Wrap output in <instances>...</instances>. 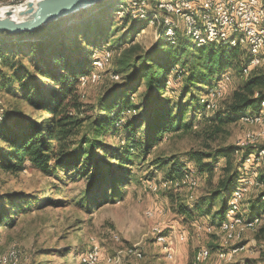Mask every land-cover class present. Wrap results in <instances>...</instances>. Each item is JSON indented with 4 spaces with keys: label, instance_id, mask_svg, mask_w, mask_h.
Instances as JSON below:
<instances>
[{
    "label": "trees",
    "instance_id": "trees-1",
    "mask_svg": "<svg viewBox=\"0 0 264 264\" xmlns=\"http://www.w3.org/2000/svg\"><path fill=\"white\" fill-rule=\"evenodd\" d=\"M124 1L99 3L96 5L99 7L96 15L106 17L110 10L124 11L123 6L130 5L129 1ZM149 1L158 4V0ZM136 9L137 13L131 7L128 8L123 16L125 23L132 20L127 31L130 36L140 32L148 23L141 16L140 8L137 6ZM160 11L162 15L164 11ZM148 12L151 15L158 10L148 9ZM96 15L91 14L83 21L70 24L64 22V18L34 32L13 35L0 33V90L3 88L7 94L20 98L28 107L40 112L37 117H33L21 109L9 111L5 104H0V171L17 172L30 163L44 175L55 177L62 185L70 181H83L85 186L74 204L85 213H90L101 202L115 201L125 195L126 185L132 179L131 156L137 148L141 155H151L164 137L176 132L184 135L204 131L209 140L222 132L225 126L236 123L249 109L255 113L261 112L264 102V70L255 67L239 81L228 97L212 105V98L217 96L212 97L213 86L233 66L234 61L240 65L238 75H242L249 56L240 64L239 57H236L237 47L217 44L197 46L184 37L177 43H170L162 34L150 50L137 53L136 45L126 49L121 59L123 80L114 86L107 101L98 104V114L94 119L85 117L89 105L82 102L84 95L80 92V78L90 75L93 51L101 48L94 42L95 39L112 29L105 26L97 29L92 36L88 33L82 35L86 43L83 49L72 48L70 44L76 41L74 34L98 26L96 22L100 23L101 18L97 20ZM74 17L72 15L67 18ZM160 25L164 27L163 21ZM192 45L196 46L200 61L197 59L190 65ZM16 46H19L17 50ZM106 48L109 49L108 46ZM4 66H8L7 71L3 69ZM176 66L182 67L180 72L174 71ZM185 66H189L187 71ZM169 78L175 82L181 80L177 98L166 94L167 91L178 92L168 87ZM140 82L143 83L144 93H140L139 102L133 104L128 94L135 93ZM138 109L141 113H138ZM210 110L212 114L194 127L199 114ZM110 133H117L121 138L119 147L102 138ZM249 145L228 144L214 150L188 152L190 160L195 162L193 166L198 177L206 174L208 180L211 179L216 163L220 159L226 160L223 170L227 176L219 180L220 188L208 202L197 203L200 212L209 213L215 196L225 192L228 199L215 214V217L218 215L220 218L219 221L224 219L236 184L245 174L252 175L255 171L245 169L246 162L251 154L264 148V145ZM108 153H111L114 162L106 156ZM237 153L241 154V161L232 170V158L235 159ZM154 154V166H169V175L164 178L177 177L184 168L189 167L175 154ZM242 160H245L244 170L240 171ZM260 167L259 172L256 171L259 181L257 187L264 185V166ZM172 190L168 189V193L174 199ZM40 200L36 195L23 191L0 193V224L12 225L16 216L31 209ZM45 202V206H58L64 199L48 198ZM205 204L207 207H204ZM249 204L251 214H246L248 217L264 214V190ZM179 211L190 216L196 214L194 209H188L183 204L179 205ZM263 224L257 239L264 238ZM60 251L66 253V256L70 253L68 248ZM84 251L77 253L81 255Z\"/></svg>",
    "mask_w": 264,
    "mask_h": 264
},
{
    "label": "rangeland",
    "instance_id": "rangeland-1",
    "mask_svg": "<svg viewBox=\"0 0 264 264\" xmlns=\"http://www.w3.org/2000/svg\"><path fill=\"white\" fill-rule=\"evenodd\" d=\"M22 1L24 0H1V3L2 6H8ZM127 1H129L130 5L123 6L124 11L116 12L115 10H110L107 12L106 17H101L99 14L96 15L99 7L95 5L74 14L75 17L73 19L65 18L64 22L67 24L83 21L91 14L96 15L95 18L97 20L101 18L100 23L99 21L96 22L98 26L94 25L90 31L85 28L83 33L74 34L76 41L71 43L70 47L75 49H83L85 47L86 43L83 41L84 36L82 35H87L88 33L92 36L97 32V29L105 26L112 29L111 32L100 35L94 41L98 47L108 46L110 49L105 51L108 49L105 47L104 49L97 48L93 51L92 69L95 67L94 69L97 70L98 76L96 80L90 79L84 85H80V92L84 95L82 102L89 105L85 116L87 118L91 117L94 119L96 117L98 104L104 100L107 101L113 92L114 86L123 80L124 74L121 68V59L126 49L131 45H136L137 53L150 50L163 34V27L160 24L152 23L157 19L156 17L160 20L161 8L159 5L145 0L142 1V5H144L143 9H147V12H143V9L138 10L140 13H145L141 16L147 19L148 23L140 32L134 33V36L128 35L127 31L132 20L125 23L123 16L130 7L136 12L137 5L131 0H125L124 2ZM148 9H157L158 12L153 13L157 14V16L150 15ZM174 20L178 35L175 40L176 43L183 37L190 40V37L184 35L185 25L181 17L174 15ZM165 37L171 38L170 36ZM173 40L172 38L170 43ZM166 41L169 42L168 40ZM190 41L195 43L192 40ZM208 44L206 45L211 46ZM212 44L234 47L229 43L227 45L222 42H214ZM18 48L19 46L15 47L16 50ZM192 50L193 54L189 58L190 65L197 59L200 61L197 56L198 50L196 46L192 45ZM108 55L110 58L108 62L103 64L104 66L95 65L94 61H102ZM247 56H249L248 50L239 47L236 57H239L240 64L241 61L242 64L245 62ZM239 67L240 65L234 61L233 66L226 70L220 81L213 86L212 90L215 91V95H212V97L217 96L212 98V101L210 100L212 105H216L221 98L228 97L234 88L237 87L239 81L250 73L244 71L242 75H238L237 69ZM257 67L264 70V60L262 65ZM188 68L189 66H185L186 71ZM3 69L7 71L8 66H4ZM181 69V66H176L174 71L178 70L180 72ZM169 80L167 82L168 87L170 86L178 90V92L167 91L166 94L177 98L181 87V82L179 81L181 80L176 81L177 83L172 78H169ZM139 84L135 93L128 94L133 104L138 103L141 96L140 93H144L143 83L140 82ZM208 99H211V97ZM186 100H188L187 97ZM0 104H5L9 111L21 109L25 114L33 117H37L40 113L28 107L20 98L7 94L3 88L0 90ZM263 107L262 104V110L260 111L264 118ZM138 113H141L139 109ZM245 113L257 114L251 109ZM211 114V110L206 111L204 114H199L194 127H196V124L204 122V118H208ZM119 123L120 121L117 125ZM177 133L179 132L170 133L164 137L158 147L154 148V152L151 155H141V151L137 148L131 156L132 179L126 185L125 195L115 201L101 202L90 213H85L74 204L85 186L83 181H70L62 185L55 177L44 175L30 163H27L17 172L0 171V193L23 191L36 195L41 199L31 209L16 216L12 225L7 223L0 224V260L5 255L8 256L11 252H14L15 257L13 256L5 264H80L81 255L77 252L87 250L93 245H98L102 253L100 264H123L125 248L135 245L142 250L143 256L141 258L128 257L130 264H191L196 258L197 252L203 248L212 250H210V257L201 264L204 262V264H227L232 262H238V264L246 262L249 264H264V238L259 237L261 239H257L261 235L260 228L263 223L260 225L261 227L258 226L255 229L239 226V231H241L240 238L230 242L229 246H222L226 239V233L218 228L220 218L218 215L215 217V214L219 212L224 201L228 199L227 193L222 192L219 196H215L209 213H202L197 208V203L210 200L213 193L220 188L219 180L227 176L223 170L226 166L225 159H220L216 163L210 180H208L206 174L201 175L200 178L198 177V185L193 189L187 186L184 189L172 186L171 188L154 191L151 188L152 182H158L169 175V166L159 168L153 165L154 153L162 156L175 154L190 168H194L195 162L190 160L188 156L190 150H214L221 145H241L243 142L250 143V145H264L263 124L243 122L240 118L236 123L225 126L222 132L220 131L209 140H207L208 138H206L204 131H201V133H185L184 135ZM102 138L115 147H119L121 138L117 133L103 135ZM260 150H264V148L255 152ZM106 156L110 157L111 162H114L111 153ZM254 156L255 154H251L250 161L246 162L245 165L248 170L255 169L253 175H256V171L259 172L261 167L255 164ZM263 160L264 158L259 162ZM239 161H241V154L237 153L235 159L232 158V170L237 168V162ZM244 162L245 160H242L241 168L239 167L240 171L241 169L244 170ZM239 186L240 182L236 184V187ZM168 189H173L174 199L169 197ZM263 190L264 185H261L253 187L247 192L245 204L242 207L244 214L248 216L251 214L249 202ZM48 198L64 199V202L58 206H45V199ZM180 204L185 205L188 209H194L196 214L190 216L189 214L180 213ZM204 207H207V204ZM148 210L153 211L154 215L148 216L146 214ZM156 223H161L162 228H156ZM159 233L168 234L170 241H173V244H168L171 256L168 255L166 249L168 246L155 240ZM181 234L185 235L184 239H180ZM115 235L119 236L118 241L113 238ZM237 244L244 245L243 249L235 252L231 258H220L216 254L220 248L232 249ZM64 248L69 249L70 253L68 256L60 251ZM108 257H115V260L110 263L108 262Z\"/></svg>",
    "mask_w": 264,
    "mask_h": 264
},
{
    "label": "bare ground",
    "instance_id": "bare-ground-1",
    "mask_svg": "<svg viewBox=\"0 0 264 264\" xmlns=\"http://www.w3.org/2000/svg\"><path fill=\"white\" fill-rule=\"evenodd\" d=\"M136 3V5L140 7V3L145 0H131ZM188 1L191 0H158L160 10H163L164 13H168V5H163V2H170V3H178V4H187ZM1 3V0H0ZM17 4V3H16ZM255 6L258 16L257 18H251V27L244 26V25H228L224 28V23H211V26H205L207 21V10H203L202 0H195L194 6L188 8L186 5H179L177 10L174 12V15H178L184 22L185 25V33L186 37H190V40L194 41L197 45L203 46L208 43L214 42H222L227 45H231L234 47H241L242 49H246L249 52V62L246 65L245 72H250L253 68L262 65V61L264 60V0H255ZM8 7H3L0 9V14L4 15L7 12ZM144 10V9H143ZM145 12V10L143 11ZM147 12V11H146ZM145 13H142V16ZM224 14V5H217V8L214 11V21H221ZM155 17L157 14H153ZM159 15V14H158ZM160 20L158 17L153 21L154 24H160L162 15L160 14ZM159 20V21H158ZM174 18H167L163 21V35L170 36L171 38H166L170 42L173 38L174 40L172 43H176L177 38V27L175 25ZM175 31V32H174ZM221 33V35H220ZM229 43V44H228ZM255 47V48H253ZM110 49H106L108 51ZM110 52V51H109ZM110 56L106 57L102 61H94L95 65H102L105 62H108ZM104 66V65H103ZM95 68V67H94ZM91 70L89 76H82L80 78V82L82 85L86 83V81L93 79L96 80L97 70ZM100 75V74H99ZM213 89V88H212ZM211 89L212 95H215V91ZM264 106V102L262 103ZM264 108V107H263ZM240 118L243 122H258L263 124L264 127V118L261 112L257 114L252 113H243ZM244 118V119H243ZM250 143L243 142L240 146H247ZM264 151L261 150L257 153H254L255 156V164L264 166V160L261 161L263 157ZM250 161V158L249 160ZM259 162V163H257ZM255 165V166H256ZM248 167L245 165V169ZM175 176V175H174ZM254 176V177H253ZM198 174L196 169L194 168H184L182 173L179 176L175 177H168L159 180L158 182H152L151 188L154 191H159L160 189L164 188H171L172 186L179 187L180 189H184L186 186L190 187V189L195 188L198 185ZM259 185V181L256 175L245 174L244 178L240 180V186L235 187L234 191L232 192L231 199L229 201V209L224 217L223 220L218 222V228L222 229L224 233H226V239L222 246H229V243L235 239H239L241 236V231H239V226H245L255 229L256 227L260 226L264 223V214H257L251 217H248L244 214L242 209V203L246 199L247 192L250 191L251 188L256 187ZM174 187V188H175ZM148 216H153L154 213L151 210L146 212ZM212 226V225H211ZM214 227V226H213ZM165 237H169L166 233H159L156 236V241L160 242V244H166L168 247L166 248L168 251V255L171 256V252L169 251V243L165 241ZM116 241L119 240V236L115 235L113 237ZM184 234H181L180 239H184ZM171 240V239H170ZM244 245H236L232 249L230 248H220L217 250V255L220 258H231L232 255L243 249ZM240 248V249H238ZM211 255V252L207 248L200 249L197 252V256L194 259L192 264H201L203 261L208 259ZM15 257L14 252H11L10 255H5L1 258L0 264H5L8 262L9 259ZM96 256V257H94ZM101 249L98 245H93L85 250L80 256V264H100L101 262ZM137 257L141 258L143 256L142 250L138 246H127L124 250V257L123 264H130L128 257ZM115 260V257H108V262H112ZM10 261V260H9Z\"/></svg>",
    "mask_w": 264,
    "mask_h": 264
},
{
    "label": "water",
    "instance_id": "water-1",
    "mask_svg": "<svg viewBox=\"0 0 264 264\" xmlns=\"http://www.w3.org/2000/svg\"><path fill=\"white\" fill-rule=\"evenodd\" d=\"M110 0H25L0 14V33L34 32L42 27Z\"/></svg>",
    "mask_w": 264,
    "mask_h": 264
},
{
    "label": "built area",
    "instance_id": "built-area-1",
    "mask_svg": "<svg viewBox=\"0 0 264 264\" xmlns=\"http://www.w3.org/2000/svg\"><path fill=\"white\" fill-rule=\"evenodd\" d=\"M194 3L195 0L188 1L187 4L163 2V5H168V13H162L161 22L167 18H174V12L179 5H186L190 8L194 6ZM217 5H224V14L221 21H214V11ZM202 6L203 10H207V21L202 27L211 26V23H224V28L228 25H244L250 26V30H252L251 18H257L259 14L256 10L255 0H202ZM3 7L7 6H2V3H0V9ZM140 7H144V5L140 3ZM155 227L158 229L162 228V224L156 223ZM165 241L173 244V241H170V237H165Z\"/></svg>",
    "mask_w": 264,
    "mask_h": 264
},
{
    "label": "crops",
    "instance_id": "crops-1",
    "mask_svg": "<svg viewBox=\"0 0 264 264\" xmlns=\"http://www.w3.org/2000/svg\"><path fill=\"white\" fill-rule=\"evenodd\" d=\"M188 191V190H187ZM189 192V191H188Z\"/></svg>",
    "mask_w": 264,
    "mask_h": 264
}]
</instances>
